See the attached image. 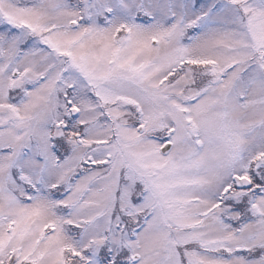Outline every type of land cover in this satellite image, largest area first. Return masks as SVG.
Segmentation results:
<instances>
[{
  "label": "snow or ice",
  "instance_id": "1",
  "mask_svg": "<svg viewBox=\"0 0 264 264\" xmlns=\"http://www.w3.org/2000/svg\"><path fill=\"white\" fill-rule=\"evenodd\" d=\"M0 264H264V0H0Z\"/></svg>",
  "mask_w": 264,
  "mask_h": 264
}]
</instances>
